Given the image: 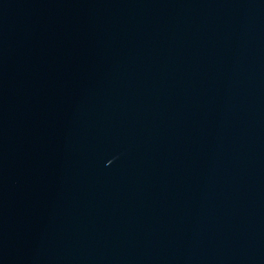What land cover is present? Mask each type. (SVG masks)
I'll return each instance as SVG.
<instances>
[{
	"label": "water",
	"instance_id": "water-1",
	"mask_svg": "<svg viewBox=\"0 0 264 264\" xmlns=\"http://www.w3.org/2000/svg\"><path fill=\"white\" fill-rule=\"evenodd\" d=\"M0 264H264V0H0Z\"/></svg>",
	"mask_w": 264,
	"mask_h": 264
}]
</instances>
